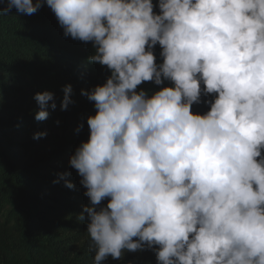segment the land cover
<instances>
[{"label":"clouds","instance_id":"obj_1","mask_svg":"<svg viewBox=\"0 0 264 264\" xmlns=\"http://www.w3.org/2000/svg\"><path fill=\"white\" fill-rule=\"evenodd\" d=\"M45 3L111 70L81 91L96 113L69 161L90 201L77 218L93 264L146 249L157 264H264V0H159V13L153 0H3L0 16ZM34 98L47 119L55 94ZM73 103L68 84L61 110ZM200 103L210 110L194 114Z\"/></svg>","mask_w":264,"mask_h":264},{"label":"trees","instance_id":"obj_2","mask_svg":"<svg viewBox=\"0 0 264 264\" xmlns=\"http://www.w3.org/2000/svg\"><path fill=\"white\" fill-rule=\"evenodd\" d=\"M153 4L154 12L159 13V0H153ZM94 51L92 42L66 37L46 3L31 15L13 8L9 15L0 16V102L45 90L52 91L56 98V107L49 105L45 120L35 118L39 107L0 120V264H93L94 253L87 249L89 237L77 249L87 235V223L77 217L90 201L84 194L81 176L69 163L76 148L89 139L90 132L77 133L41 156L29 153L32 142H12L6 133H41L58 126L60 119L65 121L57 108L61 109L68 84L73 87L75 101L68 108L76 103L88 104L90 101L81 91L104 84L111 75L107 66L89 61ZM153 51L157 63H162L160 45ZM167 86H172V82H144L138 90L152 95ZM215 95L218 94L203 100H214ZM192 110L194 114H204L210 105L193 104ZM62 173L70 175L60 179ZM65 180H71L74 188L67 187ZM107 203L106 199L103 204ZM152 264H157V260Z\"/></svg>","mask_w":264,"mask_h":264},{"label":"rangeland","instance_id":"obj_3","mask_svg":"<svg viewBox=\"0 0 264 264\" xmlns=\"http://www.w3.org/2000/svg\"><path fill=\"white\" fill-rule=\"evenodd\" d=\"M34 97L35 94L30 93L25 97L15 96L6 101L0 102V120H9L12 116L17 115L20 112H31L38 108L39 105ZM49 105H51V102H49ZM57 113L61 114L65 121L60 119V124L58 126L45 130L44 132H46V135L40 136L39 138H35V134L33 133L28 134L14 130H7L6 134L12 142H32V146H30V154L35 156L47 155L51 153L60 142L71 140L77 135V133H82L83 131L90 132L87 125V118L89 115H94L96 109L94 107V102L90 101L85 106L76 103L75 107L68 108L67 110L57 108ZM81 122H83L84 127L77 132V127ZM88 237L87 234L83 241L77 245V249L82 247V244L87 241L86 238ZM155 260V252L146 249L142 252H126L122 259H113L109 256L103 261V264H152Z\"/></svg>","mask_w":264,"mask_h":264}]
</instances>
